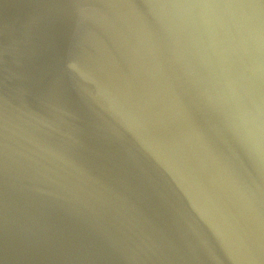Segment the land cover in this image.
I'll list each match as a JSON object with an SVG mask.
<instances>
[{
    "label": "water",
    "instance_id": "95a60500",
    "mask_svg": "<svg viewBox=\"0 0 264 264\" xmlns=\"http://www.w3.org/2000/svg\"><path fill=\"white\" fill-rule=\"evenodd\" d=\"M0 264H264V0H0Z\"/></svg>",
    "mask_w": 264,
    "mask_h": 264
}]
</instances>
